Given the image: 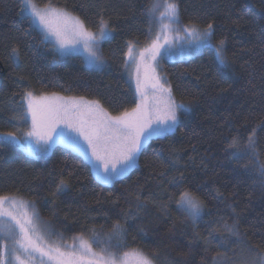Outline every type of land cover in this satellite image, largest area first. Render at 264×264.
<instances>
[{
	"label": "trees",
	"instance_id": "16d2710c",
	"mask_svg": "<svg viewBox=\"0 0 264 264\" xmlns=\"http://www.w3.org/2000/svg\"><path fill=\"white\" fill-rule=\"evenodd\" d=\"M155 1L34 0L67 9L91 29L103 16L113 33L100 43L103 67L91 68L81 55L60 56L42 43L22 0H0V195L29 200L49 234L82 237L104 252L137 250L156 264H231L264 255V0H175L182 24L212 23L211 42L224 40L227 67L209 47L163 58L172 94L189 110L179 112L174 130L144 143L135 165L112 182L96 178L88 161L64 145L33 156L1 135L28 125L30 118L19 119L26 91L96 99L112 113L133 108L127 45L156 34L148 11ZM184 191L204 204L195 222L176 203Z\"/></svg>",
	"mask_w": 264,
	"mask_h": 264
},
{
	"label": "snow or ice",
	"instance_id": "6c2138e0",
	"mask_svg": "<svg viewBox=\"0 0 264 264\" xmlns=\"http://www.w3.org/2000/svg\"><path fill=\"white\" fill-rule=\"evenodd\" d=\"M159 7L156 2L148 10L154 20ZM163 7L164 11L159 13L158 19L167 20V23H161L155 36L139 50V54L135 53L132 42L127 45L126 66L134 65L130 71L136 93L133 108L112 116L98 101H86L83 97L65 98L56 94L37 97L27 91L23 96L26 108L19 119L30 118V127L23 137H18L15 132L3 135L10 143L21 144L30 153L47 152L54 143L67 144L89 158L95 175L104 183L125 175L135 165L145 141L174 130L179 112L189 110L188 105L178 103L171 89L161 82L156 71L159 59L176 51L183 54L192 49L209 47L213 50L215 61L227 67L224 40L211 44L212 23H208L203 30L192 24L176 27L179 24L178 4L175 0H164ZM21 10L29 13L30 27L39 31L41 42L50 44L54 51L61 55L71 54L79 51L82 45L88 53L89 65L98 67L103 63L100 43L112 35L103 16L98 30L92 31L79 17L50 4L41 8L34 0H23ZM12 52L18 54V49L13 48ZM252 141L250 135L249 147ZM236 143L237 138L233 137L229 146ZM240 155V152L234 151L232 158L239 159ZM261 173L264 175V166H261ZM64 183L61 180L57 189H62ZM176 203L194 222L203 215V202L188 191L181 192ZM29 208L32 210L29 211ZM36 218L34 205L14 196L0 195V240L4 241L0 244V264H36L37 259L39 264H129L130 260H134V264H153L149 255L137 250L123 255L107 250L103 255L95 253L82 238L78 246L47 242L35 223ZM224 228L237 237L238 243H246L234 225L225 224ZM113 231L117 234L123 231L119 222L113 225ZM209 236H212L211 232ZM251 264H264V255H257Z\"/></svg>",
	"mask_w": 264,
	"mask_h": 264
},
{
	"label": "rangeland",
	"instance_id": "374dc122",
	"mask_svg": "<svg viewBox=\"0 0 264 264\" xmlns=\"http://www.w3.org/2000/svg\"><path fill=\"white\" fill-rule=\"evenodd\" d=\"M156 2H158L159 3V5H160V7H159V9H158V11H157V13H156V17H157V19H156V21H157V24H158V27H157V31L159 30V28H160V25H161V23H167V20H164V21H160L159 19H158V17H159V13L160 12H163L164 11V7H163V5H164V0H156L155 1V3ZM35 3V2H34ZM38 7H44L45 5H38L37 3H35ZM22 5H23V0H22ZM47 5H49V4H47ZM51 5V4H50ZM53 7H56V8H62V7H59V6H55V5H52ZM62 9H64V10H66L67 12H69V13H71L72 15H74V16H77L76 14H74V13H72V12H70V11H68L67 9H65V8H62ZM24 13H26L29 17H30V15H29V13L28 12H25L24 11ZM77 17H79V16H77ZM80 18V17H79ZM81 19V18H80ZM82 20V19H81ZM83 21V20H82ZM84 22V21H83ZM108 24V23H107ZM84 25H85V23H84ZM185 25H189V24H182L180 21H179V24L178 25H176V27H183V26H185ZM192 25H195V24H192ZM196 27H198V28H200L201 30H203L204 28H202V27H199V26H197V25H195ZM85 27L86 28H88L89 30H92V31H97L98 30V28H96V29H91V28H89V27H87L86 25H85ZM108 29H109V31L111 32V33H113V30L109 27V25H108ZM155 36V35H154ZM153 36V37H154ZM151 40V39H150ZM150 40L147 42V43H145V44H139V43H137V42H133V41H130V42H132L133 43V45H134V47H135V53L138 55L139 54V50L141 49V48H143V47H145L149 42H150ZM211 44H212V42H211ZM213 45V44H212ZM203 48V47H202ZM202 48H200V49H198V50H196V49H192V50H190V51H186L185 53H183V54H181L179 51H176L175 52V54H173V55H171V56H164V57H162V58H160L159 59V61H158V64H157V66H156V71H157V74L161 77V82L165 85V87H168V88H170V85H169V83H168V80H167V77H166V74L163 72V70H162V59L163 58H166V59H170V60H174V59H179V58H184V57H190V56H192V55H194V54H196V53H198ZM127 51H128V48H127V50H126V53H127ZM58 53V52H57ZM59 54V53H58ZM74 54H76V55H81L82 56V58H83V60H84V63H85V65L86 66H88V67H91V68H101V67H103V63L102 64H100L98 67H95V66H91V65H89V63H88V53L86 52V51H84V49H83V46L81 45L80 46V49H79V51H77V52H74V53H71V54H65V55H61V54H59L60 56H68V55H74ZM127 56H126V61H127ZM134 69V65H128V66H126V72H127V74H128V76H129V78L134 82V80L131 78V76H130V71H132ZM27 92V91H26ZM32 92V91H31ZM172 92V91H171ZM35 96H37V97H39V96H51L52 94H56V95H58V96H61V97H65V98H80V97H83V96H73V95H65V94H63V93H60V92H42V93H35V92H32ZM25 94V93H24ZM172 96H173V94H172ZM86 101H98V100H96V99H90V98H87V97H83ZM173 98H174V96H173ZM175 99V98H174ZM99 102V104L101 105V107L103 108V109H105L110 115H112V116H116V115H119L121 112H119V113H112V112H110L107 108H105L101 103H100V101H98ZM130 110V109H129ZM123 112V111H122ZM30 125H31V121L29 120V122H28V125L25 127V128H22L21 129V132H15L16 134H17V136L18 137H23V135H24V133L28 130V128L30 127ZM4 133H7V132H3V133H1V135L5 138V139H7L3 134ZM154 137V136H153ZM150 139V138H149ZM149 139H147L146 141H145V143L149 140ZM8 140V139H7ZM55 144H61V145H64V146H66V147H68V148H70V149H72L70 146H68L67 144H64V143H54V144H52L51 145V147L47 150V152H39V153H30V152H28V151H26L25 150V148L24 147H22L21 146V144H16V145H18L22 150H24L26 153H28V154H30V155H33V156H45V155H47L49 152H50V150H51V148H52V146L53 145H55ZM73 150V149H72ZM75 151V150H74ZM77 153H79V154H81L87 161H88V163L90 164V166H91V170H92V172H93V174H94V176L97 178V176L95 175V172H94V170H93V168H92V165H91V163H90V161H89V158L88 157H86L85 155H84V153L83 152H79V151H76ZM100 180V179H99ZM101 181V180H100ZM192 194V193H191ZM192 195H194V194H192ZM9 196H14V197H16V198H18V199H20V200H23V201H27V202H29L30 203V201L29 200H27L26 198H23V197H21V196H18V195H9ZM195 196V195H194ZM180 197V196H179ZM195 197H197V196H195ZM198 198V197H197ZM179 199V198H178ZM199 200H201L200 198H198ZM202 201V200H201ZM31 204V203H30ZM32 209L31 208H29V211H31ZM203 212H204V208H203ZM37 213V212H36ZM35 223L37 224V226L39 227V229H40V231H41V233L44 235V237H45V240L47 241V242H55V243H58V244H60L61 246H65V245H73V244H75V245H79V243H80V238H82V237H72V238H60V237H57V236H54V235H52L51 233L49 234L48 233V231H46L45 229H44V226H43V224H42V221H41V219L39 218V216H38V214H37V218H36V220H35ZM75 238V239H74ZM84 241H87V239H85V238H82ZM0 242H1V244H3V240H0ZM87 243L90 245V243L87 241ZM91 246V245H90ZM9 248H11V244L9 243ZM91 248H92V251L93 252H95V253H98V254H105V252L104 251H102V250H99V249H95V248H93L92 246H91ZM125 252H132V251H125ZM125 252H122V253H116L117 255H123V253H125ZM115 253V252H114ZM257 257V256H256ZM256 257H254V255H249V256H246V258H244L243 260H239V262H232V261H230L231 262V264H251V262L256 258ZM36 264H39V259H37V262H36ZM129 264H134V260H130V262H129ZM153 264H156L154 261H153Z\"/></svg>",
	"mask_w": 264,
	"mask_h": 264
}]
</instances>
